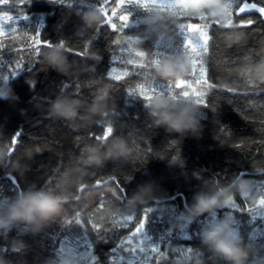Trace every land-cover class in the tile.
<instances>
[{"label":"trees","instance_id":"obj_1","mask_svg":"<svg viewBox=\"0 0 264 264\" xmlns=\"http://www.w3.org/2000/svg\"><path fill=\"white\" fill-rule=\"evenodd\" d=\"M117 2L108 0L106 16L111 18L110 23L102 24L106 17L100 15L101 22L94 26L83 25L79 14L89 12L85 5L97 9L104 0H8L0 5V14L22 19V26L13 23L11 27L14 26L15 31L9 28V32L0 37V85L12 92L8 99H0V160L3 162L0 164V202L29 189L43 188L57 194L66 189L68 196L61 214L38 235H22L21 226L6 238L0 236V256L9 260L8 264H60V261L62 264H133V261L136 264H217L213 255L201 259L187 252L188 247L204 248L199 239L160 240L165 229L179 232L181 225L188 223L186 215H181L185 199L191 205L196 192H215L243 180L250 195L247 199H242L238 193L234 195L241 206L233 212L234 217L241 220L244 227L252 224L253 216L259 217V213L264 212V204L260 203L264 199V83L253 84V78L246 75L249 66L264 63V15L240 11L244 2L261 7L264 0H215L219 2L216 6L224 7L228 3L233 6L224 7L222 14L211 19L203 58L209 86L205 102L209 106L197 104L200 114L205 112L204 118H199L202 131L198 139L168 133L158 127L145 107L155 102L153 98L129 95L128 90L139 85L146 77L145 72L149 76L153 74L156 36L151 31H133L152 39L149 44V41L136 43L142 52L151 51L146 52L144 69L128 70L127 57L139 61L140 56L132 50H124L130 42L125 38L130 30L123 28L120 16L132 11L133 6H118ZM190 7L195 10L197 22L211 8L206 1ZM200 8L203 9L196 11ZM152 9L147 6V17L153 14ZM155 16L158 17L157 13ZM249 18L254 21L250 27L226 26L229 19L237 22ZM98 27L99 33L96 32ZM36 31L42 41L54 45L65 42L66 48L60 49L69 66L64 74L46 61L45 53L52 48L34 44ZM112 68L128 74H123L118 81L111 75ZM3 77L8 78L6 82ZM161 80L169 82L176 94L187 90L176 87V79ZM63 98L81 102L74 121L50 115L53 102ZM162 99L175 102L168 96ZM180 99L196 102L193 96H180ZM96 101L103 104L106 115L90 113ZM108 122L114 127V139L110 137L97 148L100 142L92 138L91 133L101 135ZM18 132L19 143L12 145V137ZM117 140L128 145L127 158L108 159L100 167L86 164L89 147L95 146L104 152ZM239 172L246 175L238 180ZM8 175L16 177L15 187L6 178ZM97 180L106 183L97 188ZM82 184L85 188L81 193L78 190ZM252 185L256 186L255 190ZM121 188L128 193L127 201L123 200ZM148 208L152 211L145 231L160 245L155 253L150 251L151 242L141 245L142 234L136 232ZM172 209L177 212L175 219ZM133 210H137V219L126 222L124 218ZM226 210L232 211L230 206L224 207ZM220 219L226 217L221 215ZM93 225L99 226L100 235L108 237L111 243L99 239ZM262 226L264 220L258 218L251 243L252 232H241L244 250L248 252L245 264H264ZM198 227L190 226L193 236ZM77 234L91 237L94 248L88 251L94 252L95 261L91 256H82L85 250L82 245L76 257L60 258L61 247L72 248L69 237L75 239ZM13 237L24 241L23 251L14 253L7 249L6 239ZM55 237L68 243L62 245ZM113 248L119 250L113 252ZM149 255L150 261L147 260Z\"/></svg>","mask_w":264,"mask_h":264},{"label":"clouds","instance_id":"obj_2","mask_svg":"<svg viewBox=\"0 0 264 264\" xmlns=\"http://www.w3.org/2000/svg\"><path fill=\"white\" fill-rule=\"evenodd\" d=\"M144 20L145 32L149 31L153 23L161 25V29L154 33L160 39L163 34V26L166 25L165 18L159 16L149 20L148 17H145ZM100 22V14L95 11L85 12L81 16V23L85 26H94ZM45 58L49 66L60 74H64L69 67L67 57L58 48H53L45 53ZM187 67V61L183 57L177 56L156 65L155 72L164 80L180 79L186 73ZM246 75L253 78V84L264 83V63L255 67L249 66L246 69ZM11 95L10 88L0 89V99H8ZM146 107H148L149 116L155 120L156 125L163 127L168 133L179 136L189 135L194 139L200 137L202 131L199 119L200 110L195 102L179 99L170 103L165 99H158ZM80 108L79 100L57 99L51 105L50 115L71 122L77 118ZM89 111L93 114L106 115L100 101H96ZM128 154V145L123 140H117L108 145L104 152L99 151L95 146L89 147L86 150L85 161L86 164L100 167L108 159H124ZM0 164H3L2 160H0ZM66 192V189L61 194L43 188L29 189L17 193L14 198L6 200V202H0V236L6 238L9 233L18 231L21 226L24 229L22 235H38L61 214L62 206L68 199ZM237 193L242 199L249 198L250 189L245 181L241 180L233 186L219 188L215 192H196L192 197L193 203L185 208L181 215H186L187 222L191 223L201 216L211 214L218 208L229 206ZM232 232L231 223L227 219H219L215 224L201 229L200 244L215 258L222 260L223 264H245L248 252L244 250L243 238L233 237ZM6 247L15 253L23 251L26 246L22 239L13 237L10 240L6 239ZM0 264H8V261L0 256ZM60 264H62L61 261Z\"/></svg>","mask_w":264,"mask_h":264},{"label":"rangeland","instance_id":"obj_3","mask_svg":"<svg viewBox=\"0 0 264 264\" xmlns=\"http://www.w3.org/2000/svg\"><path fill=\"white\" fill-rule=\"evenodd\" d=\"M203 1H206V5H208V7L211 8L209 13L206 14L203 19H200L199 22H197V19L195 17V10L194 8L190 7V5L199 4ZM157 2L159 3L167 2V3L176 4L181 2V0H157ZM182 2H183V8H177L176 13L178 14H174L171 11L157 9L154 6V0H132L131 3L129 2V0H118L117 2L118 6L122 4L133 6L131 9L132 10L131 12L133 13L132 17H134L132 19L133 24L129 28H124L130 30V33L127 34L125 38L132 37V40H129L130 42L127 44V47L125 45L124 50L125 51L132 50L133 52H136L139 55V53L142 52L141 51L142 48L136 46L137 45L136 43L149 41L148 42L149 44L152 42V39L146 38L148 36L137 35L136 32L133 31L137 30V31L145 32L144 18L147 17L146 9L147 6L153 7V9L151 10V13L153 14H150V16L148 17L149 20H153L156 17L155 13H157L158 17L159 16L164 17L166 22V25L163 26V34L161 35V38L158 39L156 37V40L153 43L155 49V51H153L154 53L153 59L155 61L161 58L165 60L177 56L183 57L187 61V65H188L187 71L182 78L176 79V81L179 80L181 82L179 87L181 86L184 88L187 87V90L184 91L188 93V96H193L195 98L196 104H201V103H197V101L200 100L201 98L205 100V96L207 95V92L209 90V86L205 82L206 69L203 66V58L206 56L205 48L209 40V30L213 21L211 19L216 17L217 14H222L225 8L222 5L216 6L215 4H218L219 2L216 3L215 0H182ZM180 15H182L183 17L182 16L179 17ZM9 16L12 17L11 20L8 19ZM171 17H179V18L172 21L170 20ZM140 18H142L143 20L140 25H137L135 22ZM182 18L183 19L188 18V19L183 20ZM21 22L22 19H20L19 17H14V15L12 14H0V37L5 36V34L9 32V28L10 31H15V27L14 26L11 27V25L15 23V26H22ZM206 24L208 25L207 27ZM227 24L228 22L226 23V25ZM158 29H161V25H156L155 23H153L149 31L155 33L157 32ZM150 36H152V34ZM158 43L161 45L160 49L156 48V45ZM176 46H179L180 49L179 54H177V52L175 51ZM137 48L140 49V51ZM144 51L145 53L142 52L144 53L143 56L139 55L140 56L139 61L134 60L133 57H127L126 62L128 65L127 66L128 70H131L133 72L134 70L140 71L142 70V68L144 69V66L146 65L145 63L146 55H147L146 52L151 50L148 49ZM145 70H147V68ZM112 72L113 74L115 73V75H113ZM125 73L128 74V72L122 73L121 71H119L118 69L116 70L115 68L111 69V75L116 80H118ZM152 73L153 74L149 76L148 73L145 72L146 77L139 82L138 86L129 89L128 90L129 93L131 92L133 96L135 95L140 98L142 97L145 98L147 95L153 98L154 101L158 99H162L156 93L152 92L151 89L148 87V85H150V83H152L153 81L159 83L164 82L163 80H161L159 76H157L155 69L152 70ZM163 84L165 85L167 84L171 87L172 95L176 94L177 92L176 89L172 87V85L169 82ZM180 96H183L182 93ZM259 215H264V212L262 214L259 213Z\"/></svg>","mask_w":264,"mask_h":264},{"label":"snow or ice","instance_id":"obj_4","mask_svg":"<svg viewBox=\"0 0 264 264\" xmlns=\"http://www.w3.org/2000/svg\"><path fill=\"white\" fill-rule=\"evenodd\" d=\"M129 2L131 3L132 0H129ZM6 3H8V0H0V5L6 4ZM107 3H108V0H104V3H102L97 9H93V8H91L88 5H85V6L88 7V11H95V12H98L100 15L105 16L106 19L104 21H102V24H103V23H110V21H111V18L106 16ZM154 6L157 9L167 10V11L173 12L174 14H178V13H176V9L177 8H183V2L181 0V2L173 4V3H167V2L159 3V2H157V0H154ZM232 6H233L232 3H228V4L224 5L225 8H232ZM245 7L247 8L249 6L246 4ZM251 7L255 9V5H252ZM201 9H203V8L197 9L196 11H199ZM255 10L259 11L261 15H264V6H261L258 9H255ZM240 11L244 12L245 8H241ZM79 15L82 16L83 15V11H81ZM132 16H133V13L131 11H128L125 15H121L120 16V19L123 21V28H129L133 24L132 19H130V17H132ZM8 19L11 20L12 17L9 16ZM23 19L26 20L27 17L24 16ZM142 20L143 19L140 18V19L136 20L135 23L137 25H140ZM253 23H254V21L251 18H249L247 20L241 19V20H239L237 22H233V20L229 19L228 24L226 26L227 27H250ZM207 26L208 25L206 24V27ZM112 27L115 30V25H112ZM96 32L97 33L100 32V28L99 27L96 29ZM35 36H36L35 43L37 45H43L44 47H48V48H52V49L53 48L65 49L66 48V44H65L64 41H61L59 43V45H54V44H51V43H49L47 41H42L40 39L39 31L35 32ZM129 40H132V37H129ZM89 43H91V41ZM160 47H161V45L158 43L156 45V48L160 49ZM205 50H207V49L205 48ZM175 51L177 52V54H179V52H180L179 46H176ZM77 54H80V53H77ZM139 55L143 56L144 53L141 52V53H139ZM162 62L163 61L160 60V59H157V60L154 61V63L156 65H158V64H160ZM2 79L6 82L8 78L7 77H3ZM205 82L207 83V81H205ZM180 83L181 82L178 80L176 86L179 87ZM3 86H5V85H0V88H2ZM66 87H67V84H65V88ZM141 87H143V86H141ZM148 87L151 89L152 92L156 93L161 98H163L165 96H168V98L173 100V101H177V100L180 99V95L181 94H176V95H172L171 94L172 90H171V87L169 85H165L163 83H159V82L153 81ZM65 95H66V93H65ZM129 95L131 96L132 93L130 92ZM182 95L184 97H187L188 93L187 92H183ZM145 98L151 99V97L147 96V95H146ZM197 103L203 104L204 107H206V108L209 106L205 102V100L203 98L198 100ZM199 118L203 119L204 118L203 114H200ZM113 132H114V127H113V125L110 122H108L106 127L103 130V133L101 135H96L95 133H91L92 138H94L95 140L100 142V144L97 145V148L101 147L105 142H107L110 137H113ZM19 136H20V133L18 132L12 137V141H11L12 145H16L17 143H19ZM113 139H114V137H113ZM12 151H14V148L10 149V151L8 153L9 157L11 156V152ZM37 151H39V149H37ZM245 175H246V173L241 172V173H239L237 175L236 179L239 180V179L243 178ZM7 178H8V180L11 182V184L14 187L18 184V181L16 180L15 176H9ZM113 179H116V178H113ZM102 183H106V181L97 180L96 181V187L97 188L100 187V185ZM116 183H117V185H119V181L118 180H116ZM84 188H85V185L82 184L78 191H80L82 193L84 191ZM252 188H253V190H255L256 186L252 185ZM121 191L123 192V200L127 201L129 199L128 193L122 188H121ZM3 202H6V201H3ZM260 203L264 204V199H261ZM189 206H190L189 203L185 199L184 208H187ZM229 206L232 209V211H224V207H221V208L216 209L211 214H206L204 216L199 217L194 222L183 223L181 225V229H180L179 232H169L167 229H165L164 232L161 233L160 240L164 241L166 239L167 240L183 239V240H186V241H191V240H194V239H199V233H200L201 228L205 227V226H208L210 224H215L220 219V216L223 215L224 217H226L227 220H229L231 222V225H232V228H233V232H232L233 237H236V236H240L241 237V232L242 231H251L252 232V237H250L249 242L250 243L253 242V239L255 238L256 220L258 218L260 220H264V215H260L259 217L253 216L252 217V224L242 227V221L237 219L236 217H234V214H233V212L235 210H238L241 207L235 201L234 197H233L232 203ZM136 211L137 210H133L132 214L126 216L124 218L125 221L126 222H131V221L137 219ZM150 211H152V209H150V208H148V209H146L144 211V216L139 221L138 227L136 228V232L142 234V239L140 241L141 245H145V244H147V242H151V244L149 245L150 251L152 253H155V252L159 251L160 245L156 242V239L153 236L149 235L148 232L145 231L146 223H149V212ZM77 215H79V214H77ZM176 215H177V212L174 209L172 211V218L175 219ZM77 223H82V222L77 220ZM193 224H196V225L199 226L197 231H196L195 236H193V234H192V232L190 230V226L193 225ZM93 227H94V229H96L97 237L99 239H102L103 242H105V243H111V241H110V239L108 237H103V236L100 235L99 226L93 225ZM260 230H261L262 235H264V226H262ZM55 239H57L58 242L62 243V245L68 243V241H59V238H57V237H55ZM69 239L72 240L73 247L70 248V249H66L65 247L62 246L60 251H59V253H58V255H60L61 259H66V258H69V257H76L79 254L77 252V249H79L81 247V245H82L83 248L85 249L83 251V253H82V256L85 257V258L91 256L93 261H95L94 252H89L88 251V249L94 248V245L92 243L91 237L87 236L86 234H83V235L77 234L75 239H72L71 237H69ZM118 250H119V248H113L112 249L113 252H116ZM187 252L189 254L195 255L196 257L201 258V259H206V258H208V257H210L212 255L211 252H209L206 248H200V247H188L187 248ZM150 259H151V256L149 255L147 260L150 261ZM133 264H136V262L133 261ZM217 264H223V261L217 258Z\"/></svg>","mask_w":264,"mask_h":264},{"label":"bare ground","instance_id":"obj_5","mask_svg":"<svg viewBox=\"0 0 264 264\" xmlns=\"http://www.w3.org/2000/svg\"><path fill=\"white\" fill-rule=\"evenodd\" d=\"M108 5V4H107ZM117 5V4H116ZM120 6V5H119ZM33 15V14H32ZM29 17V16H28ZM23 18V17H22ZM30 24H31V22H30ZM29 26V25H28ZM27 29H29V27L27 28ZM19 32V31H18ZM17 35V34H16ZM3 37V36H2ZM15 37V36H14ZM13 37V38H14ZM36 38V37H35ZM9 38H7V40H8ZM32 39V38H31ZM15 42V41H14ZM11 43H12V41H11ZM33 43V42H32ZM116 43V42H115ZM30 44V43H29ZM34 44H36L35 42H34ZM12 45V44H11ZM13 45H14V43H13ZM13 45H12V48H13ZM28 46H30V45H28ZM10 49H11V47H10ZM2 51H4V50H2ZM2 53V52H1ZM0 53V54H1ZM131 69V68H130ZM126 74V73H125ZM141 76V75H140ZM140 78V77H139ZM123 79V78H122ZM124 79H125V77H124ZM160 79V78H159ZM141 80V79H140ZM119 81V80H118ZM113 82V81H112ZM8 83V82H7ZM149 83V82H148ZM183 83V82H182ZM113 84V83H112ZM151 84V83H150ZM181 84V83H180ZM203 84V83H202ZM121 85H123V84H121ZM125 85V84H124ZM142 85H144V84H142ZM148 85V84H147ZM167 85V84H166ZM212 85V84H211ZM149 86V85H148ZM123 87V86H122ZM182 87V86H181ZM187 88V87H186ZM190 89V88H189ZM124 91V90H123ZM147 92V91H146ZM262 92V91H261ZM62 95V94H61ZM141 95V94H140ZM192 97V96H191ZM121 98H122V96H121ZM127 98V97H126ZM137 98V97H136ZM4 100V99H3ZM17 100V99H16ZM131 100V99H130ZM140 101V100H139ZM123 105V104H122ZM130 105V104H129ZM151 105V104H150ZM136 106H137V104H136ZM146 107V106H145ZM144 108V107H143ZM204 114H205V112H204ZM203 114V115H204ZM99 120V119H98ZM107 120H108V118H107ZM217 121V120H216ZM217 123V122H216ZM219 124V123H218ZM21 125V124H20ZM20 128V127H19ZM102 132V131H101ZM16 134V133H15ZM22 134V133H21ZM34 134V133H33ZM13 136V135H12ZM23 136V135H22ZM28 136V135H27ZM1 151V150H0ZM8 156V155H7ZM0 158H2V157H0ZM6 163H8V162H6ZM6 170V169H5ZM3 171V170H2ZM240 173V172H239ZM259 179V178H258ZM245 180V179H244ZM6 182V181H5ZM4 182V183H5ZM1 183H2V180H1ZM109 183V182H108ZM262 187V186H261ZM251 193H253V192H251ZM5 196V195H4ZM10 199V198H9ZM246 201V200H245ZM171 204V203H170ZM169 207V206H168ZM175 207V206H174ZM169 209V211H170V209L171 208H168ZM173 210V209H172ZM251 210V209H250ZM85 211V210H84ZM227 211V210H226ZM229 211V210H228ZM247 211V210H246ZM166 212V211H165ZM74 214V213H73ZM247 214V213H246ZM69 217V216H68ZM171 221V220H170ZM58 223V222H57ZM3 237V236H2ZM249 237V236H248ZM1 238V237H0ZM248 240V239H247ZM50 244V243H49ZM47 246V245H46ZM2 247V246H1ZM47 247H49V245L47 246ZM264 251V250H263ZM106 252V251H105ZM109 253V252H108ZM111 253V252H110ZM122 254H124V253H122ZM140 257V256H139ZM107 258V257H106ZM138 258V257H137ZM57 259V258H56ZM58 260V259H57ZM9 261V260H8ZM77 264V263H76Z\"/></svg>","mask_w":264,"mask_h":264},{"label":"water","instance_id":"obj_6","mask_svg":"<svg viewBox=\"0 0 264 264\" xmlns=\"http://www.w3.org/2000/svg\"><path fill=\"white\" fill-rule=\"evenodd\" d=\"M246 4H247L249 7L246 8V7H245ZM252 5H255V4L243 3V5L240 7V9H241V8H245V11H244V12H241V13H243V14L259 13V14H260L259 11L255 10V9H258L260 6L255 5V9H254V8L251 7ZM9 176H10V175L6 176V178L9 177ZM7 179H8V178H7Z\"/></svg>","mask_w":264,"mask_h":264}]
</instances>
